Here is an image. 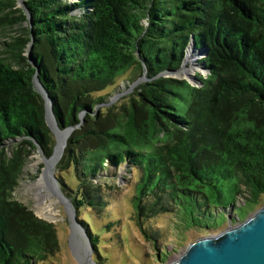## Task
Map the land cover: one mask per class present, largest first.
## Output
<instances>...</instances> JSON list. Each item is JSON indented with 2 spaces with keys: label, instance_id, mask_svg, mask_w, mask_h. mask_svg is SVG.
<instances>
[{
  "label": "trees",
  "instance_id": "1",
  "mask_svg": "<svg viewBox=\"0 0 264 264\" xmlns=\"http://www.w3.org/2000/svg\"><path fill=\"white\" fill-rule=\"evenodd\" d=\"M25 3L36 67L23 56L32 40L29 28L25 37L8 44L16 50L19 69L0 56V264H39L62 248L55 224L14 198L35 144L48 157L55 147L33 82L37 69L60 128L74 129L60 180L71 172L72 201L89 215L82 223L92 231L98 255L101 233L115 232L116 225L126 230L111 212L113 194L94 182L114 177L110 168L127 167L131 196L123 199L162 263L169 258V241L165 230L151 225L161 215L176 218L173 224L184 236L219 229L229 219L224 211L243 221L259 209L264 197V0ZM15 4L0 0V34L27 21L23 12L19 17L7 12ZM192 37L197 48L207 49L208 73L197 75L200 84L160 76L180 68ZM145 72L148 80L137 95L110 105L120 83H133ZM10 141H20L12 157ZM244 194L247 201L241 204Z\"/></svg>",
  "mask_w": 264,
  "mask_h": 264
},
{
  "label": "rangeland",
  "instance_id": "2",
  "mask_svg": "<svg viewBox=\"0 0 264 264\" xmlns=\"http://www.w3.org/2000/svg\"><path fill=\"white\" fill-rule=\"evenodd\" d=\"M24 8V4L16 1L15 6L11 9H8L7 12H16L11 15L13 17H19L21 15L20 12H23ZM25 28H28L27 25L21 23L13 26L12 28H7L0 34V56L6 59L7 62L11 63L15 69L20 68L17 64L18 59L14 55L16 50H12V46H8V44L14 43L17 38L25 37ZM190 42L194 43L192 40ZM189 49L187 55L184 56L179 69H188L191 66V63H187L188 58H190L194 62L195 66L199 65L196 68L194 74L206 76L208 71L204 67L203 59L207 54V49L195 47L197 54H199V51H202L201 53H203L198 59L195 56L193 58L189 57ZM23 56L29 58L27 50L26 52H23ZM186 64L187 68L185 67ZM189 70L191 71L190 68ZM146 80H148L147 72H145L141 78L133 83H120L119 88L111 93L112 97L110 98V105H115L121 102L123 103L124 100L130 95H137V92L141 91L139 90L140 84ZM103 107V105H100L95 110L98 111ZM81 118L84 119V114H82ZM73 131L74 130L71 131L70 136L73 134ZM54 139L55 147L53 155L59 143L55 136ZM19 142L20 141H10L7 143V152L10 157L13 156L16 145L19 144ZM35 145L37 148L33 150L31 155L27 158V164L19 181V185L14 192V198L34 211V213L39 218L55 224L56 228L58 229L57 232L62 247L60 253H58L56 256L51 257L46 262H41L39 264H81L77 257L84 260L87 264H168L177 259L180 254L185 251L187 246L195 240L206 236L218 235L225 231L230 225L228 219V222L217 230L207 233H197L196 231H190L183 236L182 234H178L176 225L173 224L175 223L176 218L173 216L167 218V215H161L159 220H153L151 225H153L155 228L159 227V229L165 230V238L169 241V246L167 247L169 251V258L166 263H162L157 258L156 252L151 246L150 242L145 238V236H143L140 229H138L134 215H132V208L130 207L129 203L123 199L124 196H131V192L129 190V184L131 182L129 181L130 175L127 172V167L121 166L118 169L110 168L109 171L111 174H115L114 177L102 178L104 177L103 175L99 176L94 182L96 185L101 187H108V189L106 188L105 190L113 194L114 202L112 205H110L111 212L115 214V219L118 220L121 225H126V230L123 231L120 229L121 227H117L118 225H116L113 227L115 232L111 231L110 234H107L106 232L101 233L102 241L99 242L100 255H98L93 247L89 235L91 230L88 229V227H85V225L82 223L89 222V215L85 214L83 211L80 212L77 210L72 201L76 189V183L73 181L71 172H69V174L63 178V182L60 180L62 179V176L60 175L59 167L63 156L53 171L48 172L47 161L50 160L53 155L48 157L37 144ZM47 175L52 176L47 178ZM40 178H43L47 182H45V184L49 190L45 191V194L48 193L46 194V200L48 201L46 205L50 208L49 210L55 214L54 219L39 213V197L37 195L38 191L33 188V185ZM47 195H52L53 197H48ZM244 195L245 196L240 198L241 204L247 201L246 197L248 195ZM53 199H56L58 202H55L56 204L52 203L51 200ZM262 207H264V197L259 209ZM224 212L227 213V216L231 217V222L233 225L240 224L241 222L247 220L251 214L254 213H251L247 219L240 221L237 217L233 216V212L231 210ZM48 213L50 214V212ZM173 225L175 226L174 228ZM99 227L101 226L99 225L98 228ZM114 233H119L121 236L116 237ZM177 238L181 239V244L176 243ZM88 246L89 250L87 252L86 247L88 248ZM90 256H92V260H89Z\"/></svg>",
  "mask_w": 264,
  "mask_h": 264
},
{
  "label": "water",
  "instance_id": "3",
  "mask_svg": "<svg viewBox=\"0 0 264 264\" xmlns=\"http://www.w3.org/2000/svg\"><path fill=\"white\" fill-rule=\"evenodd\" d=\"M16 1L21 2L25 6L23 12L27 17V21L24 24H26L31 31L32 38L27 47V52L29 54V58L27 57V59L30 64L36 67V63L31 54L34 37L32 31V17L27 9L25 0ZM192 41H194L193 37ZM192 46L195 49L196 46H194V43H192ZM201 52L202 51H199V54ZM188 70L189 69H178L165 72L160 76L186 80L190 84L198 86L200 84L198 76L191 73L190 70L189 73L185 74ZM39 74L40 70L37 69L33 78L35 89L44 101L47 126L59 142L62 132L67 131L69 134L74 129L67 128L63 130L60 128L53 112L51 98L42 85ZM231 221V217L229 216L230 225L225 231L218 235L206 236L195 240L187 246L185 251L181 253L177 259L168 264H264V207L251 214L247 220L240 224L233 225ZM91 257L92 256L89 257V260ZM77 259L81 264H87L81 258L79 259L77 257Z\"/></svg>",
  "mask_w": 264,
  "mask_h": 264
},
{
  "label": "bare ground",
  "instance_id": "4",
  "mask_svg": "<svg viewBox=\"0 0 264 264\" xmlns=\"http://www.w3.org/2000/svg\"><path fill=\"white\" fill-rule=\"evenodd\" d=\"M188 48L189 49V57L193 58L194 56L198 59L200 56H201V53L200 54H197L196 50L193 48L192 46V43L190 42V44L188 45V47L186 48L185 50V55H187V52H188ZM203 54V53H202ZM206 57V56H205ZM197 61V60H196ZM187 63H191V66L189 67L191 69V73H194L196 68L199 66H195L194 62L188 58V62ZM185 67L187 68V64L185 65ZM188 68V69H189ZM189 73V70L185 73L187 74ZM70 136V133L68 134L67 131L65 132H62V135H61V139L55 149V153L54 155L50 158V160L47 161L48 165H47V170L48 172H51L53 171V169L55 168V166L58 164V162L61 160L63 154H64V151H65V148H66V141L68 139V137ZM52 176V175H50ZM50 176L47 175V178H50ZM46 180H44L43 178H40L34 185H33V188H35L37 191H38V200H39V203H38V207H39V213L41 215H44L46 217H49V218H55V214L50 211L49 207L46 205V203L48 202L46 199V193L45 194V191L49 190L47 185L45 184ZM47 183V182H46ZM48 197H53L52 195H47ZM52 203H55V202H58L56 199H53L51 200ZM56 204V203H55ZM50 205V204H49ZM52 206V204H51ZM55 208V207H54ZM50 212V214L48 213ZM57 213V212H55ZM89 250V246L88 248L86 247V251Z\"/></svg>",
  "mask_w": 264,
  "mask_h": 264
}]
</instances>
